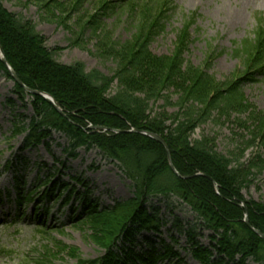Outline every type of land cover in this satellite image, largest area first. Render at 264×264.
Here are the masks:
<instances>
[{
	"label": "trees",
	"instance_id": "obj_1",
	"mask_svg": "<svg viewBox=\"0 0 264 264\" xmlns=\"http://www.w3.org/2000/svg\"><path fill=\"white\" fill-rule=\"evenodd\" d=\"M92 1L98 6L97 12L86 20L83 31L102 26L103 19L110 14H120V19L126 18L129 26L137 24V33L122 45L116 42L108 45L106 40L110 32L107 31H103L99 42L98 46L109 48L110 55L118 63V74L114 75L118 90L113 94L109 91L114 81L109 77L98 71L87 72L79 62L58 63L55 51L46 48L37 27L8 12L0 0V47L7 64L25 88L51 96L63 111V114L58 113L42 97L28 94L15 84V96L23 103L29 97L34 115L29 123H25L27 119L24 118L20 122V117L16 116L12 122V136H25L24 145L30 148L51 139L52 132L61 133L68 139L73 157L82 148L87 151L99 149L105 157L118 163L121 172L133 183L132 199L101 208L88 199L90 190L87 185H82L85 193L76 195L83 202L81 215L74 224L88 225L92 239L106 255L91 261L78 258L77 264H128L129 260L124 261L119 255V241L122 238L131 240L133 232L150 230L154 223V215L148 213L150 199L170 196H176L190 206L203 227L213 233L211 240L216 242L217 258L211 260L196 245L192 247L194 256L202 264H246L249 260L264 264V241L242 222L247 214L251 226L264 234V204L246 202L241 195L244 185L238 178L243 166L241 155L227 157L214 150L212 140L192 139L195 130L209 121L216 122L219 118L229 121L236 115L238 119L233 118V122L240 124V118L245 115L254 123L252 136L262 140L264 149V112H258L243 92L245 84L257 82L264 75V18L257 17L252 38L235 44L233 54L241 62L242 76L219 83L208 73L210 64L194 66L184 58V52L191 44L188 30L195 25V16L186 18L184 29L178 33V52L165 58L152 56V42L165 32L177 10L171 0ZM87 2L79 0L78 4ZM82 16L80 14L79 18ZM217 53L212 43H208L205 64ZM0 73L12 81L1 57ZM171 90L176 101L166 95ZM161 99L168 104L174 101L172 106L177 108V113L152 118L149 103ZM133 130L160 136L180 176L172 171L166 148ZM255 157L263 165L262 169L255 167L261 175L264 160H259V154ZM77 182L82 184L80 180ZM16 184L18 203L30 201V195L21 193L19 183ZM49 184L45 182L46 186ZM70 188L69 184L55 182L53 189L42 195V200L57 201L65 196L61 206L66 207L76 192L75 187ZM71 210L77 209L72 205ZM153 229L158 232L159 226ZM106 235L110 239L103 242ZM122 254L128 258L133 252L123 251ZM47 263L50 262L42 258L37 264Z\"/></svg>",
	"mask_w": 264,
	"mask_h": 264
},
{
	"label": "rangeland",
	"instance_id": "obj_2",
	"mask_svg": "<svg viewBox=\"0 0 264 264\" xmlns=\"http://www.w3.org/2000/svg\"><path fill=\"white\" fill-rule=\"evenodd\" d=\"M171 1L177 10L165 32L152 42V56L165 58L178 52V33L184 29L186 18L195 16L196 23L188 30L191 44L184 52L185 60L194 66L210 64L208 73L219 83L242 76L241 62L233 54L235 44L252 38L256 18H264V0ZM78 2L79 0H2L8 12L25 18L37 27V31L45 39L46 48L55 51L58 63L70 65L79 62L87 72L98 71L114 81V75L118 74V63L110 55L109 48L98 46L103 31L110 32L109 39L106 40L108 45L111 42L122 45L137 33V24L129 26L126 18L120 19V14H110L105 16L102 26L83 31L86 20L94 17L98 6L92 0H88L86 4ZM79 6L82 18H79ZM80 19L83 23L79 22ZM79 25L82 26L81 29ZM206 42L212 43L218 53L211 62L205 64L208 58ZM117 90L118 83L114 81L109 94ZM243 92L246 100L258 112H264V77H259L257 82L245 84ZM166 95L172 100L177 99L172 90ZM30 100L27 97L24 103L20 102L14 94L13 81L7 80L0 73V264H37L42 258L50 262L47 264H77L78 258L97 260L106 255V252L92 239L89 226L67 223L69 207L60 210L61 200L57 203L43 200L40 203L39 198L46 186H42L39 181H45L48 177L50 181L59 180L72 184L71 179H79L81 185L88 186L91 201L97 202L100 207L131 199L134 193L132 182L99 149H79L73 158L68 140L61 133L52 132L51 139L43 142L49 146L48 149L44 145L25 149L24 136L14 138L11 134L12 122L17 116L20 117V122L24 118L27 119L25 123H29L28 120L34 115ZM172 100L171 104L165 99L150 102L149 113L152 118L177 113ZM233 118L238 119V116L232 115L229 121L219 118L216 122L209 121L201 125L195 130L192 139L212 140L214 150L227 157L241 155L240 162L243 166L238 174L239 181L244 183L241 195L246 202L264 204V172L258 175L255 168H263L255 157V154H259V160H264L262 140L252 136L254 123L245 115L240 118V124L233 122ZM16 183H19L20 189L26 194L33 191L32 198L36 201L18 206ZM81 185L73 183L77 192L83 193ZM50 187L51 184L48 189ZM216 190L220 193L219 187L216 186ZM72 203L77 206L79 200L73 198ZM147 206L148 213L154 215L152 229L159 226V234L151 230L133 232L135 244L132 246L130 241H126L123 247L133 248L136 252H148L153 244L147 240H152L157 252L162 253L163 246L172 249L170 255L158 264H201L194 257L190 246L197 244L198 247L210 250L216 243L213 244L211 240L213 233L201 226L202 222L190 207L171 196L150 199ZM38 207L37 212L41 213L45 209L50 211V217L42 216L47 227H51L47 233L41 232V228L37 226L42 218L38 221L31 220ZM109 239L106 235L103 242H108ZM212 254L213 257L219 256L215 251ZM129 261V264H134V257H129ZM246 264L255 263L249 260Z\"/></svg>",
	"mask_w": 264,
	"mask_h": 264
},
{
	"label": "water",
	"instance_id": "obj_3",
	"mask_svg": "<svg viewBox=\"0 0 264 264\" xmlns=\"http://www.w3.org/2000/svg\"><path fill=\"white\" fill-rule=\"evenodd\" d=\"M0 55H1V58H2V63L7 67L8 71L10 72V74H11L12 78L14 79V81H15L17 84H19L20 86H23V84H22L21 81L18 79V77L16 76V74L14 73V71H13V70L10 68V66L7 64V62H6V60H5V57H4L3 50H2L1 47H0ZM26 91H27L28 93H31V94H34V95L43 96L44 99H46L51 105H53L58 111H60V110L57 108V106H56L54 100H53L50 96H48V95H46V94H41L40 92L31 91V90H29V89H27V88H26ZM150 137H152L153 139H155L156 141H158L160 144H162V145L166 148V146H165L163 140H162L160 137H158V136H156V135H150ZM166 149H167V148H166ZM167 151H168V150H167ZM170 165H171V169L176 173V170H175V168L173 167V165H172V164H170ZM245 223H246V225H247L252 231H254L259 237H261L262 239H264V234H262V233L259 232V231H255L254 229H252V228L250 227L247 217H246Z\"/></svg>",
	"mask_w": 264,
	"mask_h": 264
},
{
	"label": "bare ground",
	"instance_id": "obj_4",
	"mask_svg": "<svg viewBox=\"0 0 264 264\" xmlns=\"http://www.w3.org/2000/svg\"><path fill=\"white\" fill-rule=\"evenodd\" d=\"M36 92H37V91H36ZM201 226H202V225H201ZM159 228H160V227H159ZM201 250H202V252L207 253L209 257H213V254H212V253H213L214 251L216 252V254L218 253V251H217L215 245L212 246L210 250H209L208 248H205V249H204V248H201Z\"/></svg>",
	"mask_w": 264,
	"mask_h": 264
}]
</instances>
